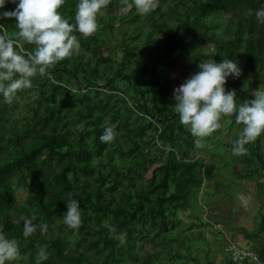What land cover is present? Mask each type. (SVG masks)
<instances>
[{"label": "trees", "instance_id": "obj_1", "mask_svg": "<svg viewBox=\"0 0 264 264\" xmlns=\"http://www.w3.org/2000/svg\"><path fill=\"white\" fill-rule=\"evenodd\" d=\"M77 2L65 0L60 9L71 23ZM261 6L264 0H159L141 15L134 0H108L98 30L76 33L80 49L47 69L51 76L36 73L11 103L0 94V231L20 245V256L7 264H37L43 245L49 256L41 264H158L164 252L182 258V249L195 264H212L190 256L193 248L200 258L209 251L179 216L204 183L200 158L192 155L197 137L164 103L178 55L200 42L214 51L197 57L195 72L199 60L236 58L243 72L229 77L228 89L262 80L264 59L253 40L264 36L255 15ZM16 22L0 20L10 35ZM18 47L26 54L34 46ZM109 125L117 135L102 142ZM69 192L82 208L77 229L62 220ZM25 216L49 231L37 227L24 237Z\"/></svg>", "mask_w": 264, "mask_h": 264}, {"label": "clouds", "instance_id": "obj_2", "mask_svg": "<svg viewBox=\"0 0 264 264\" xmlns=\"http://www.w3.org/2000/svg\"><path fill=\"white\" fill-rule=\"evenodd\" d=\"M7 3L9 0H0V20L16 18L17 31L10 35L2 30L4 25L0 23V94L4 101L11 103L14 97L18 98L19 90L32 87V77L36 73L51 76L47 69L70 58L80 49L76 33L88 37L98 30V17L104 15L108 0H78L74 23L60 11L65 0H11L16 5L11 10L5 9ZM134 5L136 11L144 15L156 9L159 0H134ZM255 15L264 24V6L255 9ZM21 41L34 47L25 54L18 47ZM198 69L174 89V106L180 123L189 127L199 145L201 138L221 128L223 116L234 114L236 122L243 127L234 141L232 152H245L246 144L264 134V76L260 86L251 91L252 98L239 103L237 91L226 87L229 77H239L243 72L238 59L199 60ZM245 88H248L247 84ZM84 126V122L77 125L80 129ZM116 135L114 126L109 125L99 139L110 143ZM67 196V210L62 220L68 227L77 229L82 223L80 201L71 192ZM240 199L244 200L243 194H240ZM23 220L24 237L30 236L37 227L42 232L49 231L46 222L36 225L34 217L29 216ZM19 256V241L0 231V264H7ZM48 256L47 245L41 246L37 264L47 260Z\"/></svg>", "mask_w": 264, "mask_h": 264}, {"label": "rangeland", "instance_id": "obj_3", "mask_svg": "<svg viewBox=\"0 0 264 264\" xmlns=\"http://www.w3.org/2000/svg\"><path fill=\"white\" fill-rule=\"evenodd\" d=\"M253 40L258 44V51L262 59H264V36L255 35L253 36ZM213 51L214 48L211 43L200 42L194 46V48L188 55H178L177 62L173 67L174 86L168 94L169 101L167 103H164L165 109L169 110L170 108H173V110H175L174 104L171 103H176L173 95L174 89L181 83H183L184 80L188 78L192 73L195 72L192 65L196 61L197 57L210 54ZM261 82L262 80L259 77L247 80L242 84L241 87L235 88V90L237 91V95H244V97L247 99L252 98L251 91L258 88ZM246 84L248 85L247 89L245 88ZM233 116V114L223 116L221 119V128L217 129L211 135L201 138V143L199 145L196 144L194 149H192L193 157L200 158L199 164L202 167L204 183L199 187L198 190L196 189L191 204L188 205L187 210L179 213V216L183 221L182 225L192 224L195 227L192 231L201 233V235L203 236L205 240L203 242V253L205 251H209L207 257L200 258L199 251L193 248L191 250L190 256L200 260L201 262L212 260V264H227L228 262V255L224 251L226 244L224 243L223 235L219 234L215 229H212V227L210 229L209 225L206 226L205 219H210L212 225L217 222L214 218L218 219L219 217L209 209L210 207L214 208V204L212 203H216L217 206L223 207L222 199L225 198L224 195H227L229 193L228 191L231 192V196L233 199L232 201L238 203L237 196L239 194V188L233 184L234 175L232 171L230 172L229 170L230 162L231 165L233 163L235 169L237 167L235 160L241 159V163L244 162L241 165V169L248 173L257 170V165L262 166L261 164H263L264 166V137L261 138L259 143H257L256 138L255 140L246 144V151L241 154H234L232 152L233 144L231 143H234V141L238 138L239 133L243 127L242 124L237 122L233 124ZM175 120H179V117L175 118ZM230 126L234 127V131H230L232 130ZM153 149L159 152L158 148ZM246 164L250 165L247 166ZM256 174L258 175V173ZM213 175L215 177V180L210 184L208 183V181H212ZM146 176H150V172ZM220 176L223 178L216 181V179L220 178ZM228 179L232 181V184L230 183L229 185H226L227 183L225 181H227ZM227 204L230 205L231 202L227 201ZM202 241L203 240H200V242ZM239 241L242 248L249 249L247 242L240 236ZM174 251H179L176 245L174 246ZM180 253L183 255L182 258L174 259L173 257L167 256L164 252L157 260V263L195 264L191 259L186 258V252L184 249H182Z\"/></svg>", "mask_w": 264, "mask_h": 264}, {"label": "crops", "instance_id": "obj_4", "mask_svg": "<svg viewBox=\"0 0 264 264\" xmlns=\"http://www.w3.org/2000/svg\"><path fill=\"white\" fill-rule=\"evenodd\" d=\"M241 162L237 163L235 161L238 168L234 169V165L232 163V166L231 162L229 166L230 172L232 171L234 175L233 184L239 188L238 203L232 201L231 192L228 191L229 193L227 192L228 194L224 195L225 198L222 199L223 207L212 203L214 204V208L210 207L209 209L219 217L218 219L214 218L217 222L212 225L210 219H204L206 220V226L209 225L210 229L212 227V229L223 235L226 245L229 239L237 238L239 240L240 236L247 242L249 250L258 256L257 263L245 260L241 264H264V166L263 164H261L262 166L257 165L258 168L254 170V176H251L248 172L241 169V165L244 163ZM222 178L220 176L216 181ZM214 180L215 177L213 175L212 181H208V183L211 184ZM225 182L227 183L226 185L232 184L230 179ZM240 194L244 195V200L240 199ZM226 200L230 201L231 204L228 205ZM224 251L228 255L227 261H230V256L226 252V246Z\"/></svg>", "mask_w": 264, "mask_h": 264}, {"label": "built area", "instance_id": "obj_5", "mask_svg": "<svg viewBox=\"0 0 264 264\" xmlns=\"http://www.w3.org/2000/svg\"><path fill=\"white\" fill-rule=\"evenodd\" d=\"M226 252L230 256L232 264H241L245 260L258 262V256L248 248H242L237 238H231L226 245Z\"/></svg>", "mask_w": 264, "mask_h": 264}]
</instances>
